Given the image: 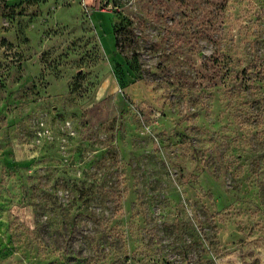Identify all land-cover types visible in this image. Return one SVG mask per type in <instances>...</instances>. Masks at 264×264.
Returning a JSON list of instances; mask_svg holds the SVG:
<instances>
[{
  "label": "rangeland",
  "instance_id": "obj_1",
  "mask_svg": "<svg viewBox=\"0 0 264 264\" xmlns=\"http://www.w3.org/2000/svg\"><path fill=\"white\" fill-rule=\"evenodd\" d=\"M0 264H264V0H0Z\"/></svg>",
  "mask_w": 264,
  "mask_h": 264
}]
</instances>
